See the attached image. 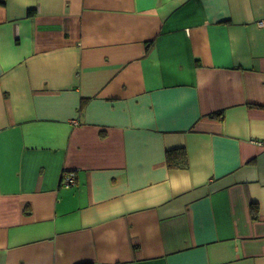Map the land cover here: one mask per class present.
Masks as SVG:
<instances>
[{
  "label": "crops",
  "instance_id": "crops-1",
  "mask_svg": "<svg viewBox=\"0 0 264 264\" xmlns=\"http://www.w3.org/2000/svg\"><path fill=\"white\" fill-rule=\"evenodd\" d=\"M0 264H264V0H0Z\"/></svg>",
  "mask_w": 264,
  "mask_h": 264
},
{
  "label": "trees",
  "instance_id": "trees-1",
  "mask_svg": "<svg viewBox=\"0 0 264 264\" xmlns=\"http://www.w3.org/2000/svg\"><path fill=\"white\" fill-rule=\"evenodd\" d=\"M224 116L223 111L216 112L212 114V117L216 118H222ZM166 159L168 162V166L172 167H182L188 164V158H187V150L184 147H181V149H169L166 154ZM257 205L253 206L252 209V215H254V218H256L257 214Z\"/></svg>",
  "mask_w": 264,
  "mask_h": 264
},
{
  "label": "built area",
  "instance_id": "built-area-1",
  "mask_svg": "<svg viewBox=\"0 0 264 264\" xmlns=\"http://www.w3.org/2000/svg\"><path fill=\"white\" fill-rule=\"evenodd\" d=\"M62 176H63L62 180L65 186H70L72 184H75L76 176H74V174L64 172Z\"/></svg>",
  "mask_w": 264,
  "mask_h": 264
}]
</instances>
